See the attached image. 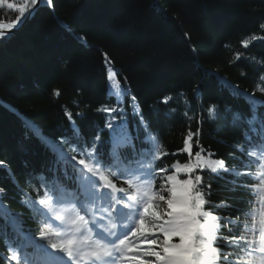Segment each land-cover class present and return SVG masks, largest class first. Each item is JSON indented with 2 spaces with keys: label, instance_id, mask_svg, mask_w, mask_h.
Segmentation results:
<instances>
[{
  "label": "trees",
  "instance_id": "trees-1",
  "mask_svg": "<svg viewBox=\"0 0 264 264\" xmlns=\"http://www.w3.org/2000/svg\"><path fill=\"white\" fill-rule=\"evenodd\" d=\"M17 15L6 3L0 5V21L13 22ZM262 23L264 0H53V6L41 0L33 18L0 41V205L16 216L22 231L38 239L47 221L25 199L42 196V183L73 187L75 162L57 165L61 149L69 157L77 155V144L91 148L100 134L102 158L116 155L122 129H108L112 114L102 109L117 106L122 120L112 122L122 124L129 141L119 148L120 167L131 159L149 161L152 136L170 153L155 162L158 168L183 164L189 155L177 150L189 130L200 129L193 159L203 148L202 155L211 152L233 169L218 176L197 171L205 198L214 215L236 221L221 235L240 236L251 207L250 186L257 179L234 174L247 170L242 162L249 158L236 145L246 144L247 127L242 129L241 122L252 115L233 120L255 108L233 87L264 101V39L242 44L253 35L264 36ZM109 67L126 95H115ZM165 96L173 99L164 104ZM256 109L264 111V103ZM65 111L72 113L71 120ZM252 135L258 142L260 137ZM13 244V231L0 218V264H10L8 246ZM219 245L225 253L238 252L223 241Z\"/></svg>",
  "mask_w": 264,
  "mask_h": 264
},
{
  "label": "snow or ice",
  "instance_id": "snow-or-ice-1",
  "mask_svg": "<svg viewBox=\"0 0 264 264\" xmlns=\"http://www.w3.org/2000/svg\"><path fill=\"white\" fill-rule=\"evenodd\" d=\"M40 2L25 0L17 5L0 0V5L6 3L9 10L19 12L13 22L0 24V40L9 39L14 30L35 12ZM45 2L53 6V0ZM260 29L264 30V23L260 24ZM258 39H264V36L253 35L242 44L247 47ZM240 55L236 53V58L239 59ZM108 75L115 95H126V90L116 79L118 73L109 67ZM260 80L264 84V76ZM260 91L264 93V86ZM54 94L58 96L59 91L54 90ZM172 99L165 96L161 102L168 104ZM132 100L136 98L133 96ZM102 110L112 114L105 125L108 129H122L117 133L122 143L117 145L116 155L109 160L103 159L99 153L100 134L95 137L91 148H80L78 144L73 148L80 159L59 150L57 165L63 163L67 168L69 163L75 162L73 180L76 190L68 192L55 183L51 186L42 183V196L35 200L25 199L24 203L47 221L38 239L25 236L16 216L7 211L6 205H0V218L14 233V244L8 246L10 264H264V121L258 126L255 114L245 121L246 144H238L236 148L249 158L242 162L247 170L234 173L237 178L248 176L258 180L250 187L259 192L260 210L258 214L254 210L246 219L240 236L229 237L222 236L221 229L236 221L213 214L214 206L205 198L202 176L197 170L218 173L221 170L232 172L233 169L226 167L222 159H212L214 154L211 152L202 155L203 148L195 151L193 159V143L199 144L200 129L195 133L189 130L183 139V147L177 150L189 155V160L183 164L177 161L171 166L156 167L155 162L170 153L152 136L153 147L148 153L151 159L147 163L131 159L120 167L116 163L119 148L128 145V134L123 131L122 124L118 126L112 121L118 117L122 120V110L117 106ZM214 113L215 106H209V116ZM65 115L72 119L71 112L65 111ZM137 115L147 128L142 112L137 111ZM240 119L239 114L234 116V120ZM252 134L260 137L258 142H253L255 137ZM194 136L197 137L195 141ZM3 164L0 161V166ZM253 166L255 172L251 171ZM181 174L186 178L181 179ZM117 179L122 181V186L117 185ZM40 188L36 190L38 193ZM220 241L239 251L223 252ZM29 248L35 252L29 253Z\"/></svg>",
  "mask_w": 264,
  "mask_h": 264
},
{
  "label": "water",
  "instance_id": "water-1",
  "mask_svg": "<svg viewBox=\"0 0 264 264\" xmlns=\"http://www.w3.org/2000/svg\"><path fill=\"white\" fill-rule=\"evenodd\" d=\"M37 8H38V7H37ZM37 8H36V10H37ZM36 10H35V11H36ZM34 13H35V12H34ZM34 13H33V14H34ZM33 14H32V15H33ZM32 15H31V16H32ZM31 16H29V17H28V18H27V19H26L21 25H23V24H24V23H25V22H26ZM2 24H5V23H2ZM21 25H20V26H21ZM20 26H19L16 30H14V32H16V31L20 28ZM14 32H13V33H14Z\"/></svg>",
  "mask_w": 264,
  "mask_h": 264
},
{
  "label": "rangeland",
  "instance_id": "rangeland-1",
  "mask_svg": "<svg viewBox=\"0 0 264 264\" xmlns=\"http://www.w3.org/2000/svg\"><path fill=\"white\" fill-rule=\"evenodd\" d=\"M206 156V155H205ZM212 158V157H211ZM212 159H214V158H212Z\"/></svg>",
  "mask_w": 264,
  "mask_h": 264
}]
</instances>
